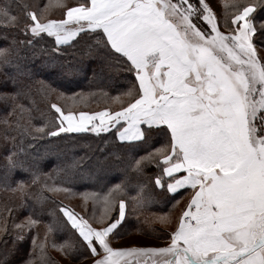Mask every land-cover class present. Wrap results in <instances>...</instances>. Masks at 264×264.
Instances as JSON below:
<instances>
[{"label":"snow or ice","instance_id":"6c2138e0","mask_svg":"<svg viewBox=\"0 0 264 264\" xmlns=\"http://www.w3.org/2000/svg\"><path fill=\"white\" fill-rule=\"evenodd\" d=\"M59 7L52 19L39 0L0 3V264H60L49 248L69 264L86 252L91 264H264V0ZM113 74L127 77L117 96L103 93L117 109L61 106L70 78ZM80 182L101 191L79 193L78 212L59 197ZM155 192L178 214L142 222ZM152 220L165 225L162 243L113 245L125 225L151 234Z\"/></svg>","mask_w":264,"mask_h":264},{"label":"trees","instance_id":"16d2710c","mask_svg":"<svg viewBox=\"0 0 264 264\" xmlns=\"http://www.w3.org/2000/svg\"><path fill=\"white\" fill-rule=\"evenodd\" d=\"M3 2H5V0H0V3H3ZM16 2L21 3V4L23 3L31 4V3L37 2V0H16ZM59 2L60 0H39L40 6L42 8L46 4L50 5V8L48 10V15H49V18H52V19L62 18L63 9L59 7ZM63 2L70 3L71 0H63ZM221 2H222L221 5L223 6L225 3L228 2V0H221ZM12 14L17 15L18 12L14 10ZM4 31H5V27L3 25H0V34H2ZM20 38L22 39L23 37H20ZM9 39H11V37H9ZM2 46L4 45L0 44V47ZM70 79H72V83L60 89L61 91L67 94V99L60 101V104L62 107H65V106L71 107L79 111H99L105 106H108L111 109H117L118 107L117 103L112 102L110 100H106L103 93L105 92L109 93L110 96L114 97L118 95L120 89L127 87V84L125 82L127 80V77L117 76L115 74H113L111 78L105 75L102 79L98 80L97 82L91 85L89 84V80L87 78L76 77V78H70ZM56 86L57 85H54V87ZM74 93L77 94L75 95V97H73ZM51 102H54V99L48 102V106H50ZM3 107H4V102L0 101V110H2ZM44 109H45V103L43 102V100H41V98L37 97L36 102H35V107L32 112L33 117H35V120H34L35 124H42L44 122L43 119H41V112L44 111ZM2 114H3L2 111H0V115ZM161 142H162V138H161ZM50 143L59 144L61 148L65 147L64 143L61 141H50ZM154 146L159 147V143L155 144ZM75 154L79 156L82 154V151H77ZM51 159L53 160V162H55L54 155L51 156ZM51 167H52L51 164H47V166L43 168V171L47 172L49 171ZM152 171H154L153 168L147 169L148 173H151ZM116 182L118 181H112V183H116ZM80 183L84 184V186L74 188V191L77 194L70 195V196H65L61 194L59 197V199L64 204H71L73 207L76 208L78 212L82 210V205L84 204V201L82 200L79 193H85V194L91 195L93 193H98L101 191L98 186H94L89 182H80ZM63 186L69 187V185H66V184ZM104 191H106V188L104 189ZM187 193L188 191L181 192L180 197H186ZM152 195H153L152 203L147 208L144 209L143 214L140 217L142 222L145 216L172 213L173 211L176 210V208L175 209L173 208L174 201L166 200L163 194L159 192H155ZM180 197H177L176 199H180ZM6 200H7V194L0 191V204L5 202ZM78 203H81V205L79 206ZM88 205H89V209H88L89 215L92 214L93 210L95 211L97 216H99L100 213L103 211L102 204L96 203L94 206V202L89 200ZM11 206L12 205L9 204V207ZM130 216H134V214L130 212ZM158 223H160L159 220L151 221L152 232L151 234H147V235L143 234V232L141 231H137L135 223H133L132 225H125L126 228H131L132 230L129 232V234L123 235L119 239L128 241L130 240V238L134 236V237H145V239H149V240L152 239L154 241H162L160 239H157L156 233L162 231L164 227L160 229L161 226ZM140 227H142L145 231L149 230L148 224L141 223ZM38 231L40 232L42 236L43 228L41 227L40 229H38ZM130 241L133 242V240H130ZM48 252L50 254V257L54 261L60 262V264H64L65 262H63L56 255V253L63 256L64 258L67 259V261H69L67 256H65L58 249L49 248ZM89 258H92L91 254L86 252L82 257L78 258L77 260L72 261L71 263H79L81 260H86Z\"/></svg>","mask_w":264,"mask_h":264},{"label":"crops","instance_id":"0c3cea01","mask_svg":"<svg viewBox=\"0 0 264 264\" xmlns=\"http://www.w3.org/2000/svg\"><path fill=\"white\" fill-rule=\"evenodd\" d=\"M214 1L213 3L217 6L218 10L221 11L222 8V2L221 0H212ZM217 10V9H216ZM224 30V29H223ZM191 192V189H188V193H187V197L189 195V193ZM120 242H124L123 239H113L112 243L114 246H132V245H137V246H150V245H156V244H160L162 243V241H157L158 243H154V242H148V243H138V242H130V243H126V244H120ZM91 259H86V260H81L79 263L76 264H91ZM74 264V263H72Z\"/></svg>","mask_w":264,"mask_h":264},{"label":"rangeland","instance_id":"374dc122","mask_svg":"<svg viewBox=\"0 0 264 264\" xmlns=\"http://www.w3.org/2000/svg\"><path fill=\"white\" fill-rule=\"evenodd\" d=\"M212 2H214V1H212ZM213 6L217 9V11H219L218 10V8H217V6L213 3ZM222 30H223V28H222ZM185 199L187 198V196L186 197H184ZM184 203V201L182 200L181 201V204H183ZM78 205L80 206L81 205V203H78ZM178 211H179V209L178 208H176V210L175 211H173L171 214L173 215V216H175V215H177L178 214ZM160 222V221H159ZM161 227H160V229L161 228H163V227H165V225L164 224H162V223H158ZM130 240H133L134 242H138V243H148V242H154V243H158L157 241H154V240H152V239H145V237H132V238H130ZM130 240H124V242H120V244H126V243H130V242H132V241H130ZM56 255L63 261V262H65L64 264H69V261H67V259L66 258H64L63 256H61V255H59L58 253H56ZM72 264V263H71ZM74 264H76V263H74Z\"/></svg>","mask_w":264,"mask_h":264}]
</instances>
